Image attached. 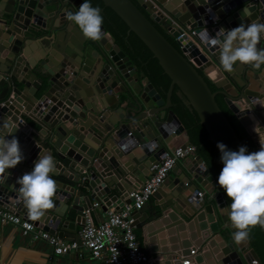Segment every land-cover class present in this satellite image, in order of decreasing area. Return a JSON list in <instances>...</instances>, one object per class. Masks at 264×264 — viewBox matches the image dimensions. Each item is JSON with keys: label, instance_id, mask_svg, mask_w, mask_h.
<instances>
[{"label": "water", "instance_id": "water-1", "mask_svg": "<svg viewBox=\"0 0 264 264\" xmlns=\"http://www.w3.org/2000/svg\"><path fill=\"white\" fill-rule=\"evenodd\" d=\"M101 1L138 36L170 77L165 99L150 81L142 82L144 74L103 24L104 38L93 41L66 18L84 0H0V82L10 91L0 101V136L14 127L5 138L16 137L24 155L0 179V204H17L21 213H28L18 200L17 180L33 169L40 154L51 155L56 163L50 174L57 184L54 207L35 225L64 239L78 238L82 211L93 201L103 212L130 203V192L143 185L151 165L179 145L173 142L176 135L183 133L180 145L190 143L172 109L175 85L216 147L218 142L233 151L243 146L217 103V94L223 95L226 107L249 134L254 113L261 119L258 131L264 133L260 111L264 107L258 104L264 90L248 89L250 75H259L264 65L257 70L237 63L233 71L226 72L219 62V49L205 45L198 35L205 28L215 36L220 28L264 23V0H219L217 4L215 0ZM175 22L194 29L197 45L176 40V47L165 36H177ZM258 48L264 49V38ZM215 66L221 68L227 84L211 78ZM10 76L19 84L14 89ZM209 81L216 90L210 89ZM233 86L237 95L229 91ZM252 140L259 151L257 137ZM193 159L189 172L173 180L179 187L159 203L158 219L145 223L148 214L139 218L137 210L132 212L135 227L145 232L143 247L163 255L157 264H183L192 248L197 252L190 264H245L248 251L262 264L248 238L234 242L236 230L228 218V202L203 159L198 154ZM202 190L205 194L198 198L196 191ZM165 230L170 245L158 247L156 234L164 236Z\"/></svg>", "mask_w": 264, "mask_h": 264}, {"label": "clouds", "instance_id": "clouds-1", "mask_svg": "<svg viewBox=\"0 0 264 264\" xmlns=\"http://www.w3.org/2000/svg\"><path fill=\"white\" fill-rule=\"evenodd\" d=\"M66 18L79 27L86 39L100 41L105 36L101 10L87 0L78 11L67 12ZM198 35L202 43L219 49V62L226 72L233 71L237 63L257 70L264 65V49L258 48L264 38V23H242L230 30L220 28L215 36L209 35L205 28ZM4 127H8L7 122ZM13 129L0 136V179L4 178L6 169L16 167L24 159L19 140L14 136L5 138ZM217 147L223 163L217 183L231 199L228 218L236 230L234 242L240 244L248 238L250 227H264V144L259 151L253 152H248L245 146L238 151L229 150L222 142H218ZM55 170L52 156L40 154L33 169L17 180L18 200L33 221L54 207L57 184L50 174Z\"/></svg>", "mask_w": 264, "mask_h": 264}, {"label": "built area", "instance_id": "built-area-1", "mask_svg": "<svg viewBox=\"0 0 264 264\" xmlns=\"http://www.w3.org/2000/svg\"><path fill=\"white\" fill-rule=\"evenodd\" d=\"M219 2V0H215V4ZM175 30L178 33L174 39L172 38L174 41L190 40L197 45L194 29L175 22ZM248 112H252V110L249 109ZM195 153L196 148L191 143L184 146L179 144L174 149L163 152L160 160L151 165L150 175L143 185L130 192L129 196L133 198L132 201L119 209L108 207L101 221L95 222L92 217L93 208L99 206L97 202L84 209L82 211L84 222L78 232L77 239H64L56 233L52 234L37 227L35 221L29 218L28 213H18L20 211L17 204L8 207L0 204V225L7 223L19 225L22 234L29 236L32 241L37 239L46 241L51 247V251L47 255L48 261H53L56 256L66 252L84 248L98 264H157L162 257L159 254L150 253L141 245L135 231V219L132 212L142 208L150 199L165 181L178 159ZM196 194L198 198H202L205 193L196 191ZM195 252L196 250L192 249L190 256H193ZM192 258L188 255L183 257V264H189ZM252 263L258 264L255 259L252 260Z\"/></svg>", "mask_w": 264, "mask_h": 264}, {"label": "crops", "instance_id": "crops-1", "mask_svg": "<svg viewBox=\"0 0 264 264\" xmlns=\"http://www.w3.org/2000/svg\"><path fill=\"white\" fill-rule=\"evenodd\" d=\"M2 5H3V3H2ZM67 5H69V3H67ZM161 30L164 33L166 32L163 29H161ZM166 35L169 36L168 34H166ZM138 72H140V71L138 70ZM209 74H211V76H212L211 78H213L214 80L217 79V80L221 81L222 83H226V81H225L226 78H225V75L223 74L221 68L215 66L214 69ZM8 80L13 81L12 87L19 85L17 80L13 76H10L8 78ZM249 81H250V83L248 84V89H250V88L257 89L255 87V86H257L259 91L261 88L264 90V70L261 71L259 73V75H255L254 73H252L249 77ZM142 82L147 83V82H149V79L144 75V77L142 78ZM208 83L215 87L213 82L209 81ZM12 89H14V87ZM157 91L159 92V94L161 95V97L163 99L166 98V94H165V96H163L158 89H157ZM229 91L231 92L232 95L238 94L237 88L234 86L229 88ZM11 92H12V90H11ZM9 93H10V91H8V89H6L5 86H2V84L0 82V101H2ZM177 93L179 95L180 92L178 91ZM221 96L223 99L224 98L223 95H221ZM115 99H117L116 96H115ZM119 104L122 107L124 106V103H122V100L119 101ZM241 104L243 107H245V104L243 101L241 102ZM258 104H260L264 107V99L259 100ZM172 105H173L172 109L175 112L173 102H172ZM21 110H18L17 112L20 113ZM260 111L264 113V109H262ZM176 115H177V113H176ZM260 120L261 119L258 117V115L256 113L252 114L250 117L251 123L249 124L250 134L247 131L246 132L250 136L251 140H252V137H257L259 144L261 145V144H264V133H260L258 131V128H257L259 122H261ZM27 121H29L30 124L33 125L36 129H40V127L38 125L34 124L29 119ZM182 125H183V123H182ZM183 127L187 133V129L185 128L184 125H183ZM40 132H43L42 129ZM173 142H175V144L183 143V133L176 135L174 137ZM252 142H253L255 148H257L258 145L253 140H252ZM48 144H49V141L46 142V145H44V146L47 147ZM195 155H197V153L194 155L185 156L184 158L177 160L176 164L169 171L165 181L160 185L161 192L160 193L155 192L150 197V199L143 205L142 208L136 209L138 211V213H140V215L139 216L137 215V217L142 218L145 214H148L147 219L145 220V223H148V222L155 221L156 219H158L161 216L160 209H159V203L165 201L168 197L171 196V191L172 190L174 191L175 188L179 187L178 184H174L173 180L181 178L183 176V172H189L188 167L193 165V162H194L193 158ZM64 180L69 184L76 185V183H74L71 180H68V179H64ZM84 187L85 186L80 184V188L85 189ZM85 191H87V190H85ZM202 191L205 192L204 190H202ZM186 193L188 195V190ZM94 202L95 201H93L92 204ZM18 213L22 214L21 212H18ZM103 214H104V212L101 210V208L99 206L94 207L92 210V217H93V220L95 222L101 221L102 218L104 217ZM80 228H81V226L77 227L78 232H79ZM135 231H136V233L140 234V238L139 237L138 238H139L141 245L143 246V244L146 242L144 230L142 228H136ZM155 238H156L155 244L158 247L170 245L168 232H166V230H165L164 236L156 234ZM249 247H251V246H249ZM192 249H194V248H192ZM194 250H196V248ZM50 251H51V247L47 244L46 241H44L42 239H37L35 241H32L29 238V236L22 234L21 227L19 225L12 224V223H7V224H4L2 226L0 225V264H98L97 261L93 260L90 257L89 252L84 248H80L78 251L72 250V251L66 252L64 254L58 255L53 259V261L47 260V255L50 253ZM196 252H195V254H196ZM160 256L163 257V255H161V254H160ZM188 256L193 257L190 255H188ZM245 257H246L245 264H253L252 260H254V259H252L249 251L245 253ZM190 263L191 262H189V264Z\"/></svg>", "mask_w": 264, "mask_h": 264}, {"label": "trees", "instance_id": "trees-1", "mask_svg": "<svg viewBox=\"0 0 264 264\" xmlns=\"http://www.w3.org/2000/svg\"><path fill=\"white\" fill-rule=\"evenodd\" d=\"M87 2L93 7H98L101 10L105 30L111 33L115 38V42L127 55H129L138 70L149 79L163 96H165L171 80L163 71L157 59L153 57L151 51L136 34L132 31H128V26L125 22L111 8L105 7L101 0H87ZM167 38L177 47L172 38L169 36H167ZM209 86L212 91L216 90L213 85L209 84ZM178 91L179 88L175 85L171 95V101L174 104L175 112L187 129L189 141L195 146L196 153L203 159L205 165L209 169V173L217 181L220 171L223 168V163L220 159L221 154L215 144L208 138L207 131L199 122L196 112L184 104L183 98L177 93ZM215 99L234 128L237 136L242 141L243 146L247 148V151H257L250 136L236 117L229 109L221 107L220 102L223 100L222 96L220 95V99ZM219 190L223 193L230 206L231 199L227 197L222 187L219 186ZM248 232L250 246L258 254L261 263L264 264V232L262 227L260 225L250 227ZM137 237L140 238V234L137 233Z\"/></svg>", "mask_w": 264, "mask_h": 264}, {"label": "flooded vegetation", "instance_id": "flooded-vegetation-1", "mask_svg": "<svg viewBox=\"0 0 264 264\" xmlns=\"http://www.w3.org/2000/svg\"><path fill=\"white\" fill-rule=\"evenodd\" d=\"M173 41H174V40H173ZM220 95H221V94H217V95H216V98H217V99H220ZM219 102H220V101H219ZM220 103H221V107H223V108L226 109V105H225L224 99H223Z\"/></svg>", "mask_w": 264, "mask_h": 264}]
</instances>
